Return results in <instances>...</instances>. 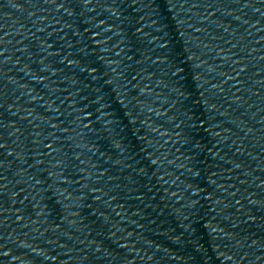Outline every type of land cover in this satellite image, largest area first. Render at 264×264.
Returning a JSON list of instances; mask_svg holds the SVG:
<instances>
[{"label":"water","instance_id":"water-1","mask_svg":"<svg viewBox=\"0 0 264 264\" xmlns=\"http://www.w3.org/2000/svg\"><path fill=\"white\" fill-rule=\"evenodd\" d=\"M219 0H0V264H118Z\"/></svg>","mask_w":264,"mask_h":264}]
</instances>
